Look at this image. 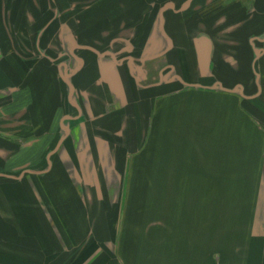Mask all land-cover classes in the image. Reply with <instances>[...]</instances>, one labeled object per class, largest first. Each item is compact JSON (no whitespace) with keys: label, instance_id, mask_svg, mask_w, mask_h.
Instances as JSON below:
<instances>
[{"label":"crops","instance_id":"obj_1","mask_svg":"<svg viewBox=\"0 0 264 264\" xmlns=\"http://www.w3.org/2000/svg\"><path fill=\"white\" fill-rule=\"evenodd\" d=\"M115 4L48 52L38 16L0 5V264H264V0ZM158 138L217 161H167L147 180L172 187L166 220L142 227L126 171Z\"/></svg>","mask_w":264,"mask_h":264},{"label":"rangeland","instance_id":"obj_2","mask_svg":"<svg viewBox=\"0 0 264 264\" xmlns=\"http://www.w3.org/2000/svg\"><path fill=\"white\" fill-rule=\"evenodd\" d=\"M118 0H0V5H12L13 9H16L13 14L20 15L22 13L23 18H29V13L32 14V17L38 16L39 21L42 22L44 27H42L41 31H44L46 43L45 50L48 52L52 48H54V43L49 40L48 35L50 34V30L54 28V25L61 22L64 26L65 23H69L70 21L79 26L77 29V34L81 35V38L85 37V21H90L96 23L94 32L95 34H102L104 31V26L101 24L103 19V8L102 5H111L114 9L117 8L116 2ZM131 2L133 0H130ZM124 2V1H122ZM26 5H30V12L23 10L18 11V7L25 8ZM93 8V9H92ZM93 14H90V13ZM34 13V16H33ZM27 14V15H26ZM90 14V15H89ZM31 17V16H30ZM88 17V20H87ZM57 27V26H56ZM117 29V28H116ZM149 26H143V33L147 32ZM99 49L98 51L102 54L107 53V51H112L116 49L117 42L116 41H107L101 40L99 41ZM124 44V43H123ZM86 41H76L73 42L72 49L70 46L68 48L64 47V41L58 44L57 46H61L60 50L64 51L62 54V60H64L65 55H67L69 50H77V48H85ZM126 47H130L129 43H125ZM132 45V44H131ZM66 52V53H65ZM149 141L151 143H149ZM157 141V142H156ZM156 143V144H155ZM167 147L166 139L158 138L157 140H147V144L143 147L144 150L141 154L135 157V161L137 162L136 169H127L126 177L137 178L142 182V186H137L136 189L140 190V194H137L136 203H127V206L135 209L136 211H140V216L136 217V221H140L139 224L142 227H149L151 225H155V221L157 219L166 220V209L167 205H170L171 202V188L169 187V192L167 194V187L164 185H149L147 184V180L151 177L154 178H165L166 176V162H175L181 161L184 159L189 163L203 162L205 167L211 166V162L217 161V155L215 154H201V153H185V154H166L165 149ZM156 151L155 153H150V151ZM130 160L127 159V165ZM158 166V167H155ZM206 171V170H205ZM195 172L194 170L191 173ZM210 173L207 169L206 173ZM111 176H113L114 171H111ZM116 174V173H115ZM130 188V187H128ZM191 189L192 187H187ZM203 188V187H202ZM206 191L207 198L209 195L214 194L215 187L213 185L204 186ZM182 187H174V191L176 195V191H181ZM230 187L222 186L221 191L222 195L228 193ZM180 195V194H179ZM176 202H174L175 204ZM134 206V207H133ZM179 205V210H180ZM140 207V208H139ZM171 208V207H170ZM169 208V209H170ZM215 207L212 204L211 198L206 202V209H214ZM157 214V216H156ZM131 219V218H130ZM111 225H115L117 223L116 216L112 217ZM132 220V219H131ZM134 220V219H133ZM99 225H101V218H99Z\"/></svg>","mask_w":264,"mask_h":264}]
</instances>
